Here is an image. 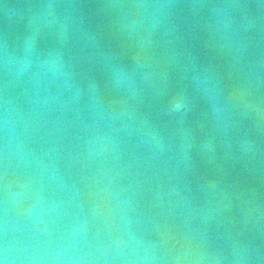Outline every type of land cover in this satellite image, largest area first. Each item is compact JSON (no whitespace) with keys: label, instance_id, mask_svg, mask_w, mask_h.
Segmentation results:
<instances>
[{"label":"water","instance_id":"obj_1","mask_svg":"<svg viewBox=\"0 0 264 264\" xmlns=\"http://www.w3.org/2000/svg\"><path fill=\"white\" fill-rule=\"evenodd\" d=\"M0 264H264V0H0Z\"/></svg>","mask_w":264,"mask_h":264}]
</instances>
